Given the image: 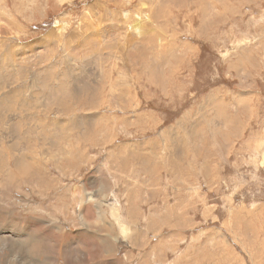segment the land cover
Instances as JSON below:
<instances>
[{"label":"rangeland","instance_id":"rangeland-1","mask_svg":"<svg viewBox=\"0 0 264 264\" xmlns=\"http://www.w3.org/2000/svg\"><path fill=\"white\" fill-rule=\"evenodd\" d=\"M1 236L0 264H264V0H0Z\"/></svg>","mask_w":264,"mask_h":264},{"label":"bare ground","instance_id":"bare-ground-1","mask_svg":"<svg viewBox=\"0 0 264 264\" xmlns=\"http://www.w3.org/2000/svg\"><path fill=\"white\" fill-rule=\"evenodd\" d=\"M162 1H167V0H162ZM149 6V5H148ZM149 8H150V6H149ZM136 25H139L140 24V22L137 20L136 21V23H135ZM132 26L130 27V30H132ZM140 30H141V28H140V26H138V27H135L134 28V30L133 31H135L136 33L137 32H139L140 33ZM68 93V92H67ZM76 92L75 91H73V92H71V94H69V95H71V96H69V98L71 99L70 101H75V100H79L80 98L82 99V97H79L78 95L77 96H75L76 94H75ZM68 94H66V95H68ZM58 97V96H57ZM66 97V96H65ZM64 99V98H63ZM65 99H68V98H65ZM61 100V99H60ZM69 100V99H68ZM55 101V100H54ZM68 101H65L64 100V103H65V105L66 104H68L67 103ZM61 103H62V101H61ZM74 103V102H73ZM79 103V102H78ZM220 103V102H219ZM64 105V106H65ZM67 108V107H66ZM64 140V139H63ZM64 147V146H63ZM43 155V154H42ZM25 163H27V164H30V165H25V164H22L21 165V168L19 169V168H16L20 173L22 172V171H24L23 173H21V174H25L26 172H28V173H31L32 171H33V169H34V167L33 166H31L32 164V162L30 163L28 160H26V161H24ZM20 166V165H19ZM30 166V167H29ZM29 167V168H28ZM14 170V171H12V173L11 172H9V173H7V180L9 181V183L10 184H13V183H16V181L17 180H21V181H32V182H34V177H32V178H29V177H27V178H24V176H22V175H19V174H17V172L15 173V171H17V170ZM36 172V171H35ZM45 172V171H44ZM34 173V172H33ZM33 173H31L32 175H33ZM39 172H37V174H38ZM35 174V173H34ZM37 174H35V175H37ZM27 175V174H26ZM39 175V174H38ZM41 176V175H40ZM40 180H41V177H40ZM42 180H43V178H42ZM98 180V179H97ZM7 182V181H6ZM38 183V182H37ZM96 183V182H95ZM6 219V217H4V220ZM12 221H11V223H10V228H12V226H14L15 224H16V228H18V229H20V227L18 226V223L17 222H15V220H17V218H14L13 217V219H11ZM32 222H31V228H30V230L29 231H27V236H26V240H29V238L31 237L32 238V240L31 241H33V237H35L34 236V233H36V232H38L40 235H41V237L43 238V240L44 241H47L46 239H50V232H51V230L52 229H48L47 228V230H43V226H41L40 224H38V222H36V221H34V220H31ZM19 223H21V222H19ZM28 224H29V222H28ZM57 227V226H56ZM45 228V227H44ZM58 229V228H57ZM62 233V232H61ZM60 234V233H59ZM38 235V234H37ZM39 235V236H40ZM61 235V234H60ZM65 236V235H64ZM63 236V237H64ZM23 237V236H22ZM25 237V236H24ZM36 239V238H35ZM62 239V238H61ZM65 239V238H64ZM1 240H3V237L1 236L0 237V243H1ZM51 240H53V241H55L57 244H59V241H60V237H59V235H58V233H56L55 234V238H53V239H51ZM64 241V240H63ZM17 243V242H16ZM14 247H16V248H18V247H20V244H18L17 243V246L15 245ZM21 249V248H20ZM28 249V250H27ZM40 249V243H38V241L37 242H34V243H31V242H27V245L24 247V249H21V253L19 254V256H20V259L22 258V260L24 259V254H27L29 257L32 255V254H34L35 252H37L38 250ZM15 257V256H14ZM13 257V258H14ZM15 260L16 259H18V258H14ZM9 261H12V260H9ZM14 261V260H13ZM17 261V260H16Z\"/></svg>","mask_w":264,"mask_h":264},{"label":"crops","instance_id":"crops-1","mask_svg":"<svg viewBox=\"0 0 264 264\" xmlns=\"http://www.w3.org/2000/svg\"><path fill=\"white\" fill-rule=\"evenodd\" d=\"M72 92H73V91H72ZM67 97H69V96H67ZM96 106H97V104L94 105V107H96ZM159 167L162 168L163 165L160 163ZM139 169H141V168H139ZM141 171H142L143 173H146V174H150V173L152 172L150 169H149V170H147V169H146V170L141 169ZM139 185H142L143 187H147V186L150 185V184L147 183V182H142V183H139ZM153 188H155V186H154ZM159 249H160V256H159V259H161V258L168 259L166 256L163 257V255H162L163 252H161V251H163V250H162V247H161V246H159ZM165 250H166V249H165ZM165 250H164V253H166Z\"/></svg>","mask_w":264,"mask_h":264}]
</instances>
